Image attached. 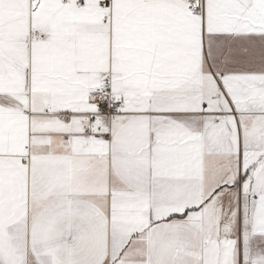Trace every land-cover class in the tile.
<instances>
[{
	"label": "snow or ice",
	"instance_id": "obj_1",
	"mask_svg": "<svg viewBox=\"0 0 264 264\" xmlns=\"http://www.w3.org/2000/svg\"><path fill=\"white\" fill-rule=\"evenodd\" d=\"M0 264H264V0H0Z\"/></svg>",
	"mask_w": 264,
	"mask_h": 264
}]
</instances>
